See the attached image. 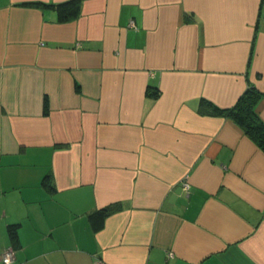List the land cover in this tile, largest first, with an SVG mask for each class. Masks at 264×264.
Returning <instances> with one entry per match:
<instances>
[{
	"label": "crops",
	"instance_id": "obj_1",
	"mask_svg": "<svg viewBox=\"0 0 264 264\" xmlns=\"http://www.w3.org/2000/svg\"><path fill=\"white\" fill-rule=\"evenodd\" d=\"M24 1L66 0H0V264H264V151L198 111L264 91V0Z\"/></svg>",
	"mask_w": 264,
	"mask_h": 264
},
{
	"label": "trees",
	"instance_id": "obj_2",
	"mask_svg": "<svg viewBox=\"0 0 264 264\" xmlns=\"http://www.w3.org/2000/svg\"><path fill=\"white\" fill-rule=\"evenodd\" d=\"M82 0H66L58 3L43 1H24L20 5L36 7L41 10H52L57 22H68L76 19L80 14ZM187 20V18H185ZM148 95H158V90L148 87ZM264 98V91H260L254 85L248 84L236 101L229 107H220L208 99L201 98L198 111L201 114L222 116L236 123L262 151H264V120L258 114L256 108L258 102ZM44 113L48 111L46 97L43 105ZM121 208L120 203H111L96 212L101 216H107ZM12 243L16 241V233L10 229ZM13 248V246H12Z\"/></svg>",
	"mask_w": 264,
	"mask_h": 264
},
{
	"label": "built area",
	"instance_id": "obj_3",
	"mask_svg": "<svg viewBox=\"0 0 264 264\" xmlns=\"http://www.w3.org/2000/svg\"><path fill=\"white\" fill-rule=\"evenodd\" d=\"M185 188H187V183L184 184ZM13 262V252L11 249H5L4 251H2L1 254V263L2 264H12ZM98 264H103V263H98Z\"/></svg>",
	"mask_w": 264,
	"mask_h": 264
},
{
	"label": "rangeland",
	"instance_id": "obj_4",
	"mask_svg": "<svg viewBox=\"0 0 264 264\" xmlns=\"http://www.w3.org/2000/svg\"><path fill=\"white\" fill-rule=\"evenodd\" d=\"M262 24H264V8H262Z\"/></svg>",
	"mask_w": 264,
	"mask_h": 264
}]
</instances>
